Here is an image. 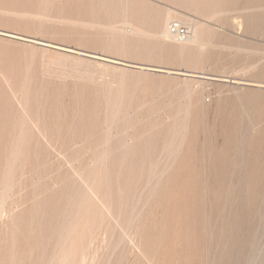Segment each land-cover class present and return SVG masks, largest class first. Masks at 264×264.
I'll return each instance as SVG.
<instances>
[{"label": "rangeland", "instance_id": "rangeland-1", "mask_svg": "<svg viewBox=\"0 0 264 264\" xmlns=\"http://www.w3.org/2000/svg\"><path fill=\"white\" fill-rule=\"evenodd\" d=\"M0 264H264V0H0Z\"/></svg>", "mask_w": 264, "mask_h": 264}, {"label": "bare ground", "instance_id": "bare-ground-1", "mask_svg": "<svg viewBox=\"0 0 264 264\" xmlns=\"http://www.w3.org/2000/svg\"><path fill=\"white\" fill-rule=\"evenodd\" d=\"M177 20V19H176ZM175 20L172 19L171 13L166 16V18L163 21H157V27L162 28L161 33H153L152 36L154 37H165V39H172V40H178L180 38L178 34H175L172 32L171 24H174ZM179 24H183L181 20H178ZM188 24V23H186ZM184 25V24H183ZM186 26V25H185ZM188 29V34L185 38H182L180 40V44L183 45H192V46H201L202 45V32L198 25H192V26H186ZM122 30L130 35L134 34H148L144 29L138 27L129 19H125L124 21V27ZM181 49H184L183 47Z\"/></svg>", "mask_w": 264, "mask_h": 264}, {"label": "built area", "instance_id": "built-area-1", "mask_svg": "<svg viewBox=\"0 0 264 264\" xmlns=\"http://www.w3.org/2000/svg\"><path fill=\"white\" fill-rule=\"evenodd\" d=\"M171 29L172 32L178 34L180 39L185 38L189 33L187 27L183 24H179L178 21H175L174 24H171Z\"/></svg>", "mask_w": 264, "mask_h": 264}]
</instances>
